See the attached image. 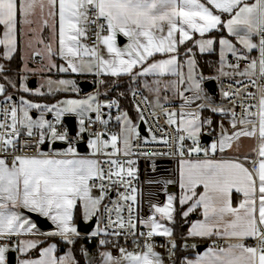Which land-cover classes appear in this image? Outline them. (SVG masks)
Returning <instances> with one entry per match:
<instances>
[{
    "label": "snow or ice",
    "instance_id": "obj_1",
    "mask_svg": "<svg viewBox=\"0 0 264 264\" xmlns=\"http://www.w3.org/2000/svg\"><path fill=\"white\" fill-rule=\"evenodd\" d=\"M225 29L242 47L225 37ZM0 30V264H8L10 251L24 253L43 243L13 242L21 233L59 237L67 245L104 233L95 256L87 246L79 249L82 257H90L86 264H264V0L251 4L248 0H0ZM217 41L219 60L209 65L215 67V75L206 76L194 58V48L210 53ZM254 51L258 56L251 55ZM228 54L235 62L228 61ZM57 57L62 63L55 62ZM30 62L39 63V68ZM52 72L91 74L98 78L97 91L50 106L23 97L19 105L14 103L15 93L9 89L40 97L80 91L72 79L48 77L35 90L27 86L30 75ZM149 75L165 78L143 82L142 88L154 99L140 90V78ZM122 77L134 89L131 103L138 119L146 122L141 103L148 105L157 129L164 133L157 137L149 126L152 142L169 149L175 145L174 152L143 151L148 140L127 111L115 116L119 134L89 131L97 122L107 127L112 119L111 115L103 119L102 108H119L117 100L102 105L97 98L108 95L101 88L119 87ZM205 81H220L221 97L231 106L217 105L205 91ZM45 86L47 93L42 91ZM257 97V103L249 102ZM156 108L169 127L175 126L174 137L160 124ZM29 109L41 110L39 118L33 119ZM53 111L55 122L45 119V112ZM205 111L212 115L204 116ZM89 112L96 114L95 120ZM65 115L78 118L80 127L74 135L62 124ZM214 115L221 119L215 121ZM85 133L90 156H81L76 147ZM202 134L215 139L202 146ZM22 135L27 137L23 142ZM104 135L108 139H102ZM58 141L67 147L57 150ZM187 141L191 143L186 146ZM31 150L34 154L29 155ZM133 155L179 157L178 181H165L178 183L179 195H167L163 206L150 204L147 219L136 213L137 189L131 184L135 161L116 158ZM113 190L119 201L110 198ZM106 199L112 207L104 203ZM25 210L46 218L55 229L41 232ZM197 211L202 219L191 223L188 236L212 244L202 255L181 258L174 229L165 222L176 223V216L187 222ZM77 215L85 223L103 218L104 227L82 235ZM137 223L148 230L138 231ZM154 237L167 239L157 245ZM121 239L139 250L128 251ZM157 246L167 251V260L155 251ZM56 247H43L38 259H21L19 264H80L75 249L57 257Z\"/></svg>",
    "mask_w": 264,
    "mask_h": 264
},
{
    "label": "crops",
    "instance_id": "obj_2",
    "mask_svg": "<svg viewBox=\"0 0 264 264\" xmlns=\"http://www.w3.org/2000/svg\"><path fill=\"white\" fill-rule=\"evenodd\" d=\"M248 3L249 4L255 3V0H248ZM0 35H2V30H0ZM224 35H225V37L230 39L238 48L242 47L241 45L238 44V42L235 40L234 37H231L228 35L226 29L224 30ZM207 36H208V34H206V37ZM195 38H197V39L200 38L199 34H196ZM125 42H126V40H125ZM188 44L190 45L191 42H188ZM57 47H58V45H57ZM196 52L200 53L198 48H194V53H196ZM212 52L216 53V63H218L219 52H220V46L218 44V41L214 43ZM228 56H231V54H228ZM194 58H195V56H194ZM55 62L56 63H62V61L58 57L56 58ZM226 70H229V69H226ZM65 74L68 77L74 79L76 82H77V79H86V80L91 81L92 76H93L91 74L81 75L78 73H65ZM58 75H59V73H58ZM212 75H215V69H214V72ZM155 79H165V78L164 77H157L154 75H149V76L140 78V81H141V89L140 90H143L144 95L150 96V99H154V97L151 96L146 89H143L142 85H143L144 81H148L149 83H151ZM217 82L218 81H216V85H217ZM130 89H131V91L134 90L132 88H130ZM210 96L213 98L214 102L217 104L216 98L212 95H210ZM178 103H179L178 101L174 102V106L178 105ZM49 117H50V115H49ZM130 118L133 120L134 123L138 124L139 119H138L137 115H135V117L130 116ZM220 119H221V117H219L217 121H219ZM224 122H225V126L227 127L228 126L227 120H225ZM75 123H76V120H75ZM119 132H120V126L118 127L116 134H119ZM251 143H254V142L245 140V144H251ZM201 144H202V146L207 147L210 144V141L208 144H203V143H201ZM81 156H89V155H81ZM178 160H173V159H168V158H153V159L145 158L141 161V171H140L139 185H138V189H137V204H138L139 218L147 219L148 216L152 214V210L149 207L150 204L155 203V204H158L159 206H163V204L167 200V195H169V194L176 195V196L179 195L180 189H179L178 183L165 184L166 180L178 181V179H179ZM150 181H159V183H150ZM96 194H98V193H96ZM234 206H235V202H234ZM25 211H27V210H25ZM25 215H27V214L25 213ZM156 216H157V219H159V214H156ZM79 219L82 220V218L79 215H77L75 222L77 223V221ZM197 219H202V216L200 215L199 211L194 212V213L189 215L187 222L184 221L187 224V227H186L185 234L182 236L186 239V241H188V242L191 241V245L192 244L196 245V244L206 243L207 244L206 248H204L203 250H201L199 252V254L202 255L207 250V247L212 244V240L206 241V240H203V239L198 238V237L193 238V237L188 236V229L191 226V223ZM96 222H98V219L95 217V223ZM95 223H94V225H95ZM165 223H166V226H168V227H172V225H173L172 222H165ZM94 225H93L92 229L94 228ZM138 225L145 227L144 225H141L139 223H138ZM54 229H55V226L51 224V227L49 229H46V230L40 229V231L41 232H47V231H52ZM92 229L90 230V232L88 234L91 233ZM174 236H175V234H174ZM17 239H36V240L42 241L43 243L38 245V247L36 249H29L28 251H26L24 253L14 251L15 252V261L13 264H19V261L21 259H38L39 258V251L43 247H49L52 244H55L57 246L56 250L53 252V255H55L57 257L63 256L71 250L70 245H66V246L61 245L60 246L61 248L58 247V245H59L58 241H61V243H63V241L59 237L33 236L32 234H28V233H21V235L19 237H13V242H15V240H17ZM218 245L226 246L225 242L222 240H220ZM105 250H112V249L106 248ZM96 252H97V249L95 251V254H96ZM187 253L188 252H185V251L182 252L181 251L179 253V255L181 258H183L185 255H187ZM95 254L94 255L91 254V255L95 256ZM195 254H197V252L192 251V249H191V255H187V256H189L190 258H195ZM97 259H98V257H97Z\"/></svg>",
    "mask_w": 264,
    "mask_h": 264
},
{
    "label": "built area",
    "instance_id": "obj_3",
    "mask_svg": "<svg viewBox=\"0 0 264 264\" xmlns=\"http://www.w3.org/2000/svg\"><path fill=\"white\" fill-rule=\"evenodd\" d=\"M89 43H91V42H89ZM251 55H252V56H258V51H254ZM227 59H228L229 62H235V61H234V58L231 57V56H228ZM53 76H54V77H57V76H58V73L54 72V73H53ZM100 78H101V77H100ZM96 79H98V78L95 77V76H92L91 82H92V87H94L95 93H96V91H97V86H96V84L94 83V81H95ZM223 87H224L225 89H228V88H229V84H228V81H227V80H224V82H223ZM248 87H249V90H251V91H253V92L256 91V89H255V88H252L250 85H249ZM220 89H221V82L218 81V82H217V85H216V93H217V96L215 97V98H216V101H217V104H218V105H228V106L230 107V106H231L230 103H229L228 101L224 100V99L221 97V91H220ZM136 99H137V101H140V100H141V97H140V96H137ZM98 100H100V96H98ZM131 100H132V96H131ZM110 101H111V100H106L105 104H107V103L110 102ZM249 102H250V103H253V104L257 103V102H258V97H257V99H253V100H251V101H249ZM99 103H100V102H99ZM133 108H134V106H133ZM141 108H142L143 111H144V115H145V117H146V122H143L145 133H141V132H140V135H141L142 138H146V139L148 140V143L142 145V150H143V151H157V152H170V151H171V152H174V151H175V145H173V148L169 149V148H168L166 145H164L162 142H160V143L152 142V140H151V134L147 131L148 128H149V126L152 127V129H153V131L155 132V134H156L157 137H161V136H163L164 133H163V132H160V131L157 129V126H156L155 120H154L153 117L151 116V111H152V109H151L148 105H145V104H143V103H141ZM121 111H124V110H123L122 108H120V107H119V108L113 107V108H110V109L107 108V107L102 108V112H103V114H104V115H103V119H108L109 115L112 116V119L109 120V123H108L107 127H105V126H103V125H100V124L97 122L96 124H93V125L89 126V131H90V132L116 133V131H117L118 127L120 126V124H119V122H117V121L115 120V116H116V115H119ZM134 111H135V109H134ZM155 111L157 112V114H158L159 117H160V124L166 129V131H167V133H168L169 135H171V136L174 137V136H175V131H174V127H175V126L169 127V126L165 123V121H164V117H163V114H162V112H161V110H160L159 108H156ZM238 111H239V110H238ZM253 111H255V109H253ZM95 115H96V114L93 112V113H92L90 116H88V117L91 118L92 120H95ZM48 120H50V121H52V122H55V119H53L51 116L48 118ZM62 124H63L64 127H67L63 120H62ZM86 126H88L87 123H86ZM39 131H40V130L34 131V133H38ZM75 133H76V129H75ZM75 133H74V134H75ZM74 134H73V135H74ZM85 134H86V139H85V140H84V139H81L80 141L84 140V141H85V144H86V140H87V138H89V134H88V133H85ZM25 139H27L26 135H22V136L20 137L21 142H23ZM102 139H108V135H104V136H102ZM213 139H215V136L210 137V142H211ZM33 142H34V139H33ZM58 142H59V141H58ZM63 143H64V142H63ZM136 143H137V144H140V141L138 140V141H136ZM190 143H191V141H187V142H186V146H187V145H190ZM64 144H65L64 147H62V148H56V149H57V150H63V149H65V148L67 147V144H66V143H64ZM86 146H87V144H86ZM87 149H88L87 152H80V151H78V150H77V151L80 153V155H89V156H90L91 152L89 151L88 146H87ZM45 151H47V148L45 149ZM108 151H111V149L109 148ZM28 154H29V155L34 154V150L29 151ZM102 158H103V157H101V159H102ZM116 158H118V159H131V160L135 161V164L133 165V167H134V169H135L136 176H135L134 179L131 180V184H132V186H134L136 189H138V185H139V178H140V171H141V161H142L143 159H145V158H151V159H153V158H168V159H173V160H178V159H179V157H176V156H174V155H157V156H148V157H145V156H139V155H133V156H130V157H127V158L122 157V156H120V157H116ZM125 167H127V165H126ZM120 191H124V189L121 188ZM136 197H137V192H136ZM110 198L119 201V196L117 195V193H116L115 190H113V191L111 192V194H110ZM104 203H105V204H108L109 207H112V205L109 203V200H108V199H106V200L104 201ZM101 207H102V206H101ZM136 213H137V217L139 218V215H138V204H137V200H136ZM124 216H125V218H127V216H128L127 211L124 212ZM98 224H99V227H101V228L104 227V221H103V218L98 219ZM137 227H138V231H141V232H146V231H147V229H146L145 227H143V226H139L138 223H137ZM81 234H82V235H85V234H83V233H81ZM87 235L90 236V234H87ZM104 238H106V237H105V234H104V233H101V234L98 235L97 237H95V238H91V239H89V240H92V241H93V240L99 241V239H104ZM173 238L176 239L177 242L179 243V245H180V249H182V250H184V251L191 250V249H184V247H183V245H184L183 242H184V241L187 242V241H186V239H185L183 236H173ZM140 239L142 240L143 238H140ZM166 239H167V238H164V237H154V240H155V242L157 243V245L164 244V243L166 242ZM203 240H205V239H203ZM206 241H209V240H206ZM219 242H220V240H217V244H219ZM248 243H252V241H248ZM187 244H188V243H187ZM120 245L126 247L128 251H134V250L138 251V250H139V249H136V248H135V245L132 244L130 240H129L128 242H126L124 239H121V240H120ZM188 245H191V244H188ZM196 245H198V244H196ZM192 250L195 251V249H192ZM155 251L160 252V253L162 254V256L165 258V260H167L168 253H167V251H166L164 248H161V247L157 246L156 249H155Z\"/></svg>",
    "mask_w": 264,
    "mask_h": 264
},
{
    "label": "trees",
    "instance_id": "obj_4",
    "mask_svg": "<svg viewBox=\"0 0 264 264\" xmlns=\"http://www.w3.org/2000/svg\"><path fill=\"white\" fill-rule=\"evenodd\" d=\"M195 59L197 60L198 64L203 68L204 74L207 75H212L214 72L215 67H209V65H215L216 64V53L215 52H210V53H194ZM101 78H106L109 82L116 78L112 77H101ZM91 89H94L92 87ZM11 91V89H9ZM105 91L108 92V95L105 96L103 94L100 95V99H105V100H117L119 107L122 108L124 111H127L129 113V116L135 117V111L133 108V104L131 103V89L128 87L127 84V77H122L121 78V83L119 87H114L111 89H104L101 88L100 92L104 93ZM81 92V91H80ZM125 93V95H121V93ZM65 93H57L53 98H57L59 95H64ZM204 116H210L212 115L211 113L205 111L203 113ZM221 117L219 115H214L212 118L217 121L218 118ZM205 132H207V128L204 129ZM214 136V135H213ZM210 136V137H213ZM174 229V234L175 236H182L186 232V227L187 224L182 220L179 216H176V223L172 225ZM97 243L98 241L96 240H82L76 245H70V249L74 251V255L76 258L80 261V264H86L87 259L89 257H82L81 253L79 252V249L83 246H87L90 250V253L92 255L95 254V251L97 249ZM58 247L66 246L64 242L61 243V241H58ZM61 248V247H60ZM184 252V250L180 249V252ZM194 251V250H192ZM185 252H188L187 255H191V250H187Z\"/></svg>",
    "mask_w": 264,
    "mask_h": 264
},
{
    "label": "water",
    "instance_id": "obj_5",
    "mask_svg": "<svg viewBox=\"0 0 264 264\" xmlns=\"http://www.w3.org/2000/svg\"><path fill=\"white\" fill-rule=\"evenodd\" d=\"M28 84L30 86H34L35 85V79L32 78L28 81ZM77 86L80 89L81 92H85L88 91L92 88V82L86 79H77ZM204 88L205 90L212 96L216 97L217 93H216V81H205L204 83ZM15 99V96H14ZM49 115L46 116V118H48ZM62 120L64 121V123L66 124L67 128L70 130L71 134L75 133V129H76V123H75V116L74 115H65L62 117ZM138 131L141 133H145L144 131V124L143 122H141L140 120L138 121ZM83 139H86V134H84ZM79 141L76 144L77 150L80 152H87V146L85 144V141ZM210 141V136L208 135H203L201 136V143L203 144H208ZM65 144L63 142H57L55 144V148H62L64 147ZM46 149V147H45ZM44 149V150H45ZM25 213L34 221L37 223L38 228L41 230H46L49 229L51 227V223L44 217H39L37 214L35 213H27V211H25ZM95 223V217L85 223L83 222L81 219H79L76 223L78 231H80V233L83 234H88L90 232V230L92 229L93 225ZM207 244H198L197 247L195 248V251L197 253H199L201 250H203L204 248H206ZM7 257H8V264H13L15 261V252L14 251H10L9 253H7Z\"/></svg>",
    "mask_w": 264,
    "mask_h": 264
},
{
    "label": "rangeland",
    "instance_id": "obj_6",
    "mask_svg": "<svg viewBox=\"0 0 264 264\" xmlns=\"http://www.w3.org/2000/svg\"><path fill=\"white\" fill-rule=\"evenodd\" d=\"M30 66L39 68L40 65H39V63L32 64L30 62ZM52 73H48V74H46L43 77L40 74H37V75H34V76L30 75L28 80H27V82H26L27 86L30 89L35 90L37 87L40 86L41 83H43L44 79H47L48 77H50L53 80H56V79H72V78L68 77L65 73H59V75L57 77H54ZM32 78L35 79V85L34 86H30L28 84V81L30 79H32ZM72 80H74V79H72ZM42 91L47 93V87L45 86V88H43ZM9 92L10 93H15V95H14L15 96L14 103H16L17 105L20 104L21 97H23V99L29 100V101H31L33 103L48 104L49 106L51 104L58 103V101H62V100H65V99H84L89 94H95V90L94 89H90V90L85 91V92H80V91L79 92H67L64 95H59L57 98H53L57 93L55 95L46 94L45 96L40 97V96H34V95L27 94V93H23L22 91H18L17 89H11V91H9ZM98 102H100L103 105V104H105L106 100L105 99H100V100H98ZM40 112H41V110H39V109H29V115L32 116L33 119H38L39 116H40ZM91 113L92 112H89L88 116H90ZM18 115L20 117H22L23 113L22 112L18 113ZM47 115H50L53 119H55V111L50 112V113L45 112V119H47L46 118ZM135 115H137L136 112H135ZM75 120H76V132H77L79 127H80V125H79L78 118L76 116H75ZM21 130L23 131V127L22 126H21ZM37 130H39V129H34L33 131H37ZM88 139L89 138H87V140H86L87 146H88ZM89 151L91 152V149H89ZM97 226H99L98 222L95 223L94 228L92 229V231H95ZM184 243L191 244V241L190 242H188V241L185 242L184 241L183 244Z\"/></svg>",
    "mask_w": 264,
    "mask_h": 264
}]
</instances>
